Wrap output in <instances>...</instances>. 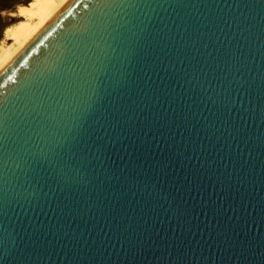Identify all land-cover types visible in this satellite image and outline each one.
<instances>
[{"label": "water", "instance_id": "water-1", "mask_svg": "<svg viewBox=\"0 0 264 264\" xmlns=\"http://www.w3.org/2000/svg\"><path fill=\"white\" fill-rule=\"evenodd\" d=\"M0 264H264V0H70L0 70Z\"/></svg>", "mask_w": 264, "mask_h": 264}, {"label": "bare ground", "instance_id": "bare-ground-1", "mask_svg": "<svg viewBox=\"0 0 264 264\" xmlns=\"http://www.w3.org/2000/svg\"><path fill=\"white\" fill-rule=\"evenodd\" d=\"M70 0H31L15 10L18 18L4 32L8 44L0 46V70Z\"/></svg>", "mask_w": 264, "mask_h": 264}, {"label": "rangeland", "instance_id": "rangeland-1", "mask_svg": "<svg viewBox=\"0 0 264 264\" xmlns=\"http://www.w3.org/2000/svg\"><path fill=\"white\" fill-rule=\"evenodd\" d=\"M30 2L31 0H0V46L8 44L4 40V30L18 21V18L14 16L15 10Z\"/></svg>", "mask_w": 264, "mask_h": 264}]
</instances>
